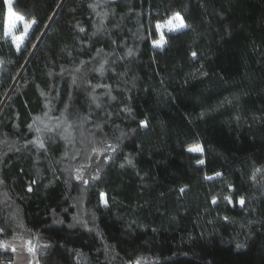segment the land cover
Here are the masks:
<instances>
[{"label": "trees", "instance_id": "1", "mask_svg": "<svg viewBox=\"0 0 264 264\" xmlns=\"http://www.w3.org/2000/svg\"><path fill=\"white\" fill-rule=\"evenodd\" d=\"M95 2L15 0L37 21L17 52L3 34L0 0V239L38 236L48 245L40 264H126L141 255L154 264H264V181L250 179L264 169V0H108L114 14L100 32L88 7ZM176 11L190 30L154 48L155 22ZM105 56L101 77L93 68ZM89 81L111 85L115 99ZM45 112L67 117L74 145L60 130L44 134L47 151L29 143L37 135L29 125ZM81 122L84 137L106 134L120 145L107 163L93 158L84 176L99 167L100 179L86 186L74 178L92 147L81 142ZM197 143L203 155L187 151ZM216 172L223 176L205 179ZM225 195L245 197L247 211ZM13 255L0 252V261Z\"/></svg>", "mask_w": 264, "mask_h": 264}, {"label": "snow or ice", "instance_id": "2", "mask_svg": "<svg viewBox=\"0 0 264 264\" xmlns=\"http://www.w3.org/2000/svg\"><path fill=\"white\" fill-rule=\"evenodd\" d=\"M5 3L7 4V15H6V22L4 27V37L10 38L11 42L15 45L17 52L21 50L22 45L24 44V41L27 39L29 35V31L32 29L33 25L37 23L35 19H27L25 15L19 14L17 11L14 10V0H5ZM108 0H96L95 3H91L88 5L89 8L93 9V11L96 13V16L99 20V23L96 25V32H100L104 30L105 23L109 17L110 14H114V12H111L107 8ZM104 9L103 11H97V9ZM80 32H85V29L83 27H80L77 25ZM155 33L153 34L152 38V46L156 49H159L163 51L165 47L168 45V39L171 34L174 33H180V32H186L190 30V25L186 22L185 17L179 12H173L170 15L166 17H162L161 19L157 20L155 22ZM96 33H93L95 35ZM115 43V41H113ZM102 52V49L97 50V55ZM135 53L131 48L127 50V55L129 57L133 56ZM191 58L195 61L198 60V54L197 51H191ZM85 61H81L79 66H76L72 71L70 72L72 83L76 84L77 82V75L76 73L81 72V68L85 64ZM90 63V62H88ZM109 63L107 57L101 58L98 61V66L94 67L93 70L100 74L101 77H103L106 73L105 66ZM202 68L203 65H200ZM200 69L197 68L196 71H199ZM65 69H61V75H63V72ZM203 75H207V73H202ZM190 77H194V73L189 74ZM90 84V81L88 82ZM91 88L93 92L96 88H107L108 92L106 95H109L111 99H115L114 96H111V85L108 84H95L91 85ZM43 94V93H42ZM92 100L96 102L98 100V97L95 95L92 96ZM231 103V101H229ZM47 107V105H46ZM96 107L99 108L100 104L96 103ZM65 111H67V106H65ZM46 119L41 118H35L32 125H29V129L31 131H34L37 135L34 139L29 141L30 144H32L37 150H44L46 149L44 134L45 133H57V130L59 131V136L62 140L65 141L66 145H74L75 143V136L72 131L73 124L69 123L67 121V117L63 114L61 117H50L48 115V112H45L44 114ZM204 116V113H201V117ZM53 121H55L53 123ZM63 125V127H62ZM81 129V142H83L84 139H87L92 147L85 151L84 158L80 162L78 166L75 167L74 172V178L77 181L82 182L83 185L89 184V179L91 180H98L100 179L99 176V167L95 168L93 170V173L90 175V178H85L84 171L87 168L92 167L93 158L95 157V163L99 164V157H104V162L107 163L113 159L112 155L110 153H115L117 149L119 148L118 143H112L107 141L106 134L101 137H96L95 132H91L87 137H84V130H83V122H81L79 125H77ZM140 126L143 128L148 127V122L141 121ZM97 130L102 131V127L100 125L95 126ZM135 131V130H133ZM127 135L126 133H121L119 137H116L117 140H123L124 136ZM19 149H17L18 151ZM190 153H200L201 155L204 154L205 149L203 145L197 143L193 146L188 147L187 149ZM106 153H109L106 155ZM80 153L76 151L70 158L72 160H75L79 157ZM65 158H68V153L65 152ZM198 165H204L205 160L204 159H197ZM129 165L132 164V161L128 160ZM121 167H124L122 164ZM223 174L221 172H216L214 176H205V179L207 180H213L216 178L222 177ZM258 178L262 181H264V169L257 168L254 170L252 176L250 177L251 181L255 185L258 181ZM2 183V181H0ZM32 183H35V181H32ZM228 188L230 191L234 192L235 188L233 185L229 184ZM29 192L33 191L32 187L29 186L27 189ZM179 192L183 194L185 192L184 187L179 188ZM7 196V194H5ZM100 200L103 201V204L105 207H108V197L105 193L100 192L99 193ZM225 201H227L228 204L235 207L237 204L242 210L247 211L246 207V199L243 196H240L236 201L233 200V197L231 195H225L223 197ZM211 204L213 206L218 204V198L212 197ZM226 222L229 220L227 216L223 218ZM85 227H87V221L82 222ZM19 227H23V225H18ZM243 227V225L241 226ZM5 233L4 228H0V235ZM47 244H41L38 236H33L31 238H25L22 234H14L11 239H0V252H11L13 255L12 258L7 259V264H17L16 257L20 255L18 252L19 250H23V252L27 253V257H21L27 259V264H40L39 260V252L41 248H47ZM237 247H240V245H237ZM0 264H4V261H0ZM126 264H154L153 261L150 260L148 257L144 256H137L134 259L126 262Z\"/></svg>", "mask_w": 264, "mask_h": 264}, {"label": "rangeland", "instance_id": "3", "mask_svg": "<svg viewBox=\"0 0 264 264\" xmlns=\"http://www.w3.org/2000/svg\"><path fill=\"white\" fill-rule=\"evenodd\" d=\"M15 1V0H14ZM196 1H199V0H196ZM14 6V5H13ZM15 10V8H14ZM16 11V10H15ZM6 15H7V4H6ZM18 252L20 253V255H18L16 257L17 259V264H27V259L25 258H21V257H27V253L26 252H23V250H19L18 249Z\"/></svg>", "mask_w": 264, "mask_h": 264}]
</instances>
